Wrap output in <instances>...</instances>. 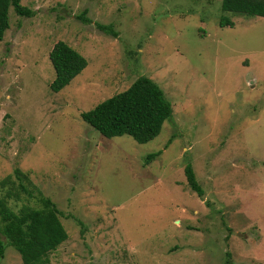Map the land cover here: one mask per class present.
<instances>
[{"label":"rangeland","instance_id":"374dc122","mask_svg":"<svg viewBox=\"0 0 264 264\" xmlns=\"http://www.w3.org/2000/svg\"><path fill=\"white\" fill-rule=\"evenodd\" d=\"M22 5L35 15L11 7L0 41V192L15 212L57 205L69 238L50 264H224L227 252L264 264V18L221 28L222 0ZM59 41L88 66L55 93ZM143 76L173 106L156 139L106 138L82 119ZM0 264L23 261L7 246Z\"/></svg>","mask_w":264,"mask_h":264},{"label":"trees","instance_id":"16d2710c","mask_svg":"<svg viewBox=\"0 0 264 264\" xmlns=\"http://www.w3.org/2000/svg\"><path fill=\"white\" fill-rule=\"evenodd\" d=\"M11 7L20 17L31 18L35 15L32 9L22 5V0H0V41L10 28ZM230 15L264 18V0H222V15L219 20L221 28L235 26ZM77 19L86 24L92 23L87 17V10L78 15ZM95 25L106 34L119 36L112 25ZM49 59L56 73L50 85L55 93L69 86L88 66L86 58L63 41L54 45ZM173 112L172 103L160 86L143 76L126 91L101 102L94 109L82 113L81 117L106 138L130 136L138 144H146L161 134ZM169 143L171 144L170 141ZM160 154L161 152L149 155L147 164ZM184 172L189 188L203 198L205 191L197 180L193 165L187 164ZM16 175L21 181L19 170ZM8 198L0 192V258L5 257L7 246H12L20 254L23 264H50V255L69 238L57 205L48 198H42V208L25 206L15 212L9 206ZM224 264H233L230 252L226 253Z\"/></svg>","mask_w":264,"mask_h":264}]
</instances>
